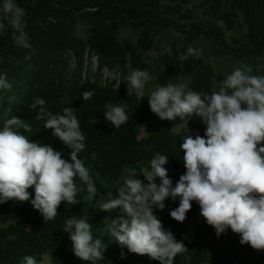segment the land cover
I'll use <instances>...</instances> for the list:
<instances>
[{
  "label": "trees",
  "instance_id": "16d2710c",
  "mask_svg": "<svg viewBox=\"0 0 264 264\" xmlns=\"http://www.w3.org/2000/svg\"><path fill=\"white\" fill-rule=\"evenodd\" d=\"M25 9L26 32L31 48L17 46L13 41V29L3 19L5 31L0 34V73L7 75L11 90L0 91V130L6 119L18 116L33 128L28 136L31 142L49 145L60 151L64 159H70L71 151L53 136L52 130L43 128L45 121L35 119L38 108L30 105L36 98L45 100V110L62 113L65 107H73L81 130L86 136L85 150L79 154L91 170L97 193L92 200L87 192L78 193L77 205L62 203L58 215L44 222L42 215L33 208L31 198L34 189H28L30 200H9L0 204V264H21L22 258L32 255L38 263L44 255L50 264H91L75 257L70 234L63 231L66 219L73 216L89 218L94 237L108 245L104 259L96 264H159L146 255L130 253L107 234L110 221H119L124 214L115 209L101 211L107 200V192L116 190V181L125 168H135L139 173L149 165L158 152L169 158L165 165L173 186L185 173L180 144L184 137L173 132L170 121L160 120L148 105V96L134 98L127 94L125 77L116 89L112 84L100 85L83 80L81 71L87 51L93 52L100 67L122 69L124 75L145 67L144 57L151 50L163 30L180 34L182 44L171 42V52L165 51L157 58V86L188 80V86L201 95L213 91V77L225 78L215 73L199 55L181 60L189 46L197 48L200 38L210 40L220 53L238 59L255 62L264 57V0H14ZM3 0H0L2 6ZM209 17L200 20L199 15ZM77 22L88 27L86 39L73 33ZM222 23L225 27L221 26ZM239 26L242 36L226 32ZM129 27L139 32L136 43L120 40V29ZM71 59L75 68L70 69ZM25 80L23 92L16 102L10 103L17 81ZM93 92L90 100L82 94ZM127 103L128 120L116 129L104 117L105 105ZM94 119L96 123L93 124ZM200 135L205 126L195 124ZM146 135L140 137L141 127ZM145 148L148 150L145 151ZM143 179L142 176L139 177ZM157 183L159 180L157 179ZM81 182L77 179V185ZM163 211L156 210L165 229L182 242L187 250L178 254L174 264H264V251H256L240 243V237L228 229L219 237L205 219L199 221V206L195 202L184 222L175 221L170 211L178 207L179 199L165 201ZM193 220L195 231L187 236V222ZM103 233L104 235H101Z\"/></svg>",
  "mask_w": 264,
  "mask_h": 264
},
{
  "label": "clouds",
  "instance_id": "9594fccd",
  "mask_svg": "<svg viewBox=\"0 0 264 264\" xmlns=\"http://www.w3.org/2000/svg\"><path fill=\"white\" fill-rule=\"evenodd\" d=\"M0 10L13 29L14 43L31 48L25 9L14 0H3ZM4 31L5 24L0 21V34ZM165 51L170 53L171 46H166ZM199 55L197 48L189 46L180 59ZM252 73L250 66H241L220 81L213 77L210 94L193 91L187 80L157 86L149 92V108L160 120L173 121L178 117L182 122L179 126L187 129L195 117L205 131L203 136H185L179 145L185 173L175 186L165 167L169 158L158 152L139 173L135 168L122 170L115 192H107V200L100 205L101 211L120 209L126 217L109 222L106 231L112 240L126 246L130 253L146 255L159 264H174L177 255L187 248L165 229L156 210L163 211L168 199H179L178 207L170 211L175 221L184 222L195 202L218 237L231 229L239 235L241 244L264 251V75ZM152 79L147 69L131 71L126 77L127 94L142 97ZM11 88L7 75L0 73V91ZM92 96L91 91L82 94L84 101ZM126 104L105 105L104 117L116 129L128 120ZM44 105V99L36 98L30 108L36 110L39 106L35 119L44 120L43 128L52 130L53 136L71 149L70 159H64L60 151L49 145L31 142L21 133L33 132L24 119H6L0 130V204L29 201L28 189L32 188L35 195L31 204L46 222L59 214L62 203L79 204L77 196L82 191L92 200L97 188L91 170L79 158L86 147V136L74 108L65 107L62 113L54 114L46 111ZM88 219L68 218L63 231L70 234L75 257L96 264L104 259L108 245L94 237ZM21 264L38 261L26 255Z\"/></svg>",
  "mask_w": 264,
  "mask_h": 264
},
{
  "label": "rangeland",
  "instance_id": "374dc122",
  "mask_svg": "<svg viewBox=\"0 0 264 264\" xmlns=\"http://www.w3.org/2000/svg\"><path fill=\"white\" fill-rule=\"evenodd\" d=\"M200 20L208 21L210 18L204 15H199ZM221 26L225 27L222 23H220ZM87 30L88 27L84 25L83 23L77 22L74 26L73 33L82 38L86 39L87 37ZM244 34L243 29H241L239 26L234 27V29L227 31L226 36L227 39H231V36H242ZM139 38V32L136 30H133L129 27H124L120 29L119 32V39L125 40L129 39L133 43L137 42V39ZM176 42L178 46L182 44V38L180 34L175 33L171 30H163L159 37L157 38L155 44L151 48L149 52L145 54L144 62L145 67L144 69L149 70L150 74L153 76V79L146 84L144 95L148 96L149 92L153 90L155 87H157L156 84V76H157V58L160 56V54L163 52L164 47L171 43ZM197 49L200 52V56L204 60V63L209 66L215 73H221L223 75H226L230 73L233 69L241 66H250L253 69L254 75H264V57L258 59L255 62H250L247 59H238L235 57H232L231 55L222 54L219 52V50L215 47V45L205 38H200L197 43ZM75 68V62L73 59H71L70 62V69L73 70ZM127 72L124 75V71L122 69H108L106 67H100L99 61L95 54L93 52L87 51L84 56V62L83 67L81 71V77L83 80H90L91 82H97L100 85L105 84H112L114 88H118L119 84L121 83L122 79L130 74L131 71H133L129 66L126 68ZM25 80H19L17 81V85L19 86V89L13 90V95L10 97V103L13 104L17 100L18 94L23 92L22 85L24 84ZM188 81V80H187ZM189 82V81H188ZM142 96V97H143ZM131 97L134 98H142L140 96H136L135 94ZM182 122L177 117L175 120L170 121L171 128L174 133L181 135L185 138L187 135H192L193 137L196 134L200 135L199 128L195 125H202V122L198 118H193L189 121L187 125V129H184L183 126H179ZM178 126V127H177ZM146 135V129L145 126L141 127L140 130V137H144ZM119 212L123 214L120 209ZM202 220V216L200 215L199 211V221ZM187 224V236L188 238H191L193 235V232L195 231V224L194 221L191 220L186 223ZM38 264H50V257L48 255H44L42 260Z\"/></svg>",
  "mask_w": 264,
  "mask_h": 264
}]
</instances>
